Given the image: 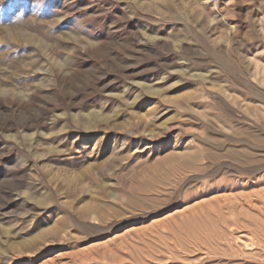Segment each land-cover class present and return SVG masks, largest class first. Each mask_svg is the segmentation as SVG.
<instances>
[{
	"label": "rangeland",
	"instance_id": "1",
	"mask_svg": "<svg viewBox=\"0 0 264 264\" xmlns=\"http://www.w3.org/2000/svg\"><path fill=\"white\" fill-rule=\"evenodd\" d=\"M259 191L264 0H0V264H264Z\"/></svg>",
	"mask_w": 264,
	"mask_h": 264
},
{
	"label": "bare ground",
	"instance_id": "2",
	"mask_svg": "<svg viewBox=\"0 0 264 264\" xmlns=\"http://www.w3.org/2000/svg\"><path fill=\"white\" fill-rule=\"evenodd\" d=\"M163 136H164V135H163ZM164 137H165V136H164ZM155 142H156V141H155ZM144 147H145V146H144ZM142 149H143V148H142ZM147 149H148V148H146V150H147ZM147 151H148V150H147ZM193 153H194V152H193ZM134 154H135V153H134ZM188 156H189V155H188ZM216 157H217V156H216ZM185 158H186V157H185ZM235 158H236V157H235ZM238 158H239V157H238ZM180 159H181V158H180ZM182 159H183V158H182ZM190 159H191V158H190ZM217 159H219V158H217ZM178 160H179V159H178ZM184 160H185V159H184ZM186 160H187V159H186ZM186 160H185V161H186ZM194 160H195V159H194ZM194 160H193V161H194ZM241 160H242V159H241ZM188 161H189V159H188ZM190 161H191V160H190ZM190 161H189V162H190ZM197 161H198V160H197ZM179 162H180V161H179ZM181 162H182V160H181ZM190 163H191V162H190ZM190 163H189V164H190ZM191 164H192V163H191ZM211 164H212V163H211ZM213 164H214V162H213ZM186 165H187V164H186ZM196 165H197V164H196ZM198 165L200 166V164H198ZM113 167H114V166H113ZM191 167H192V166H191ZM208 167H209V166H208ZM117 169H118V168H117ZM196 169H197V168H196ZM207 169H208V168H206V170H207ZM210 169H211V168H210ZM172 170H173V169H171L170 171H172ZM135 171H136V169H135ZM135 171H134V172H135ZM177 171H179V170H177ZM181 171H182V170H181ZM185 171H186V170H185ZM191 171H192V170H191ZM196 171H197V170H196ZM207 171H208V170H207ZM131 172L133 173V171H131ZM136 172H138V171H136ZM161 172H162V171H161ZM176 173H177V172H176ZM179 173H180V171H179ZM182 173H183V172H182ZM182 173H181V174H182ZM192 173H194V172H192ZM158 174H160V173H158ZM158 174H157V175H158ZM161 174H162V173H161ZM161 174H160V175H161ZM171 174H172V172H171ZM154 175H155V174H154ZM172 175H173V174H172ZM155 177H158V176L155 175ZM161 177H162V176H161ZM147 178H148V177H147ZM145 179H146V177H145ZM152 179L154 180V177H152ZM166 179H167V178H166ZM159 180H160V179H159ZM142 181H143V180H142ZM172 182H173V181L171 180V183H170V182H168V183L171 185ZM163 183H165V182H163ZM166 183H167V181H166ZM166 183H165V185H166ZM168 183H167V184H168ZM260 183H261V182H260ZM230 184H231V183H229V185H230ZM153 185H154V184H153ZM165 185H164V186H165ZM172 185H173V184H172ZM232 185H233V184H232ZM156 186H157V185H156ZM159 186H160V189H161L162 184H160ZM159 186H158V187H159ZM168 186H169V185H168ZM153 187H154V186H153ZM171 187H173V186H171ZM168 188H169V187H168ZM168 188H165V189H168ZM224 188H225V187H224ZM228 188H229V186L227 187V189H228ZM233 188H234V186H233ZM169 189H170V188H169ZM174 189H175V188H174ZM131 190H132V189H131ZM162 190H163V189H162ZM211 190H212V189H211ZM156 191H157V190H156ZM213 191H214V188H213ZM144 192H145V191H144ZM165 192H168V191L165 190ZM165 192H164V190H163V193H165ZM206 192H208V191H206ZM260 192H261V191H259V193H260ZM129 193H130V195H131V192H129ZM151 193H153V192H151ZM168 193H169V192H168ZM261 193H262V195H263L264 192H261ZM114 194H115V193H114ZM137 194H138V193H137ZM140 194H141V193H140ZM145 194H146V193H145ZM145 194H144V197H145ZM210 194H211V193H210ZM130 195H129V196H130ZM132 195H133V194H132ZM153 195H154V194H153ZM167 195H168V194H167ZM234 195H235L234 197L236 198V194H234ZM260 195H261V194H260ZM137 196H140V195L138 194ZM141 196H143V195L141 194ZM156 196H159V195H156ZM224 196H225V195H224ZM226 196H227V195H226ZM230 196L233 197V195H230ZM240 196H241V195H240ZM111 197H112L116 202L119 201V195L115 194V195H112ZM216 197H217V196H216ZM218 197H219V196H218ZM221 197H222V195H221ZM130 198H132V197H128V196H127V202H133V200L131 201ZM135 198H136V197H134V199H135ZM137 198H138V197H137ZM165 198H166V197H165ZM214 198H215V197H214ZM224 198H226V197H223V199H224ZM229 198H230V197H229ZM247 198H248V197H247ZM247 198H246V196H245V201H246V202H247ZM132 199H133V198H132ZM231 199H232V198H231ZM242 199H243V197H242ZM225 201H226V199H225ZM229 201H230V200H229ZM236 201H237V202H238V201L240 202L241 200L239 199V200H236ZM232 202L234 203L235 200H233ZM242 202H243V200H242ZM248 202H249V201H248ZM226 203H227V202H226ZM244 203H245V202H244ZM219 204H221V203H219ZM230 204H232V203L230 202ZM128 205L131 206L130 204H128ZM132 205H133V203H132ZM221 205H222V204H221ZM234 205H235V204H234ZM234 205H233V206H234ZM226 206H227V205H226ZM221 207H222V206H221ZM229 207H230V206H229ZM97 208H99V207H97ZM223 208H224V207H223ZM224 209H226V208H224ZM94 210L99 212L98 209H94ZM98 212H91V214L94 215V216L97 215L96 217H99V218H100L101 216H100V214H99ZM205 226H207V225H205V222H202V220H200L199 222H196V223L194 224V226L191 227L190 229H189V227H188L187 232L189 233L190 230H191V232H196V229H197V228L200 227L201 229H205ZM188 233H187V234H188ZM193 234H194V233H193ZM189 235H190V233H189ZM1 256H2V255H1ZM22 256H24V255H22ZM9 264H11V262H10Z\"/></svg>",
	"mask_w": 264,
	"mask_h": 264
}]
</instances>
